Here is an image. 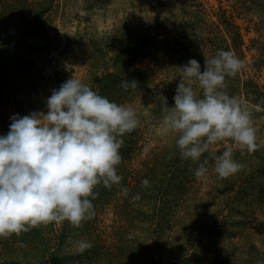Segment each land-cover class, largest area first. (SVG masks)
Instances as JSON below:
<instances>
[{
    "label": "trees",
    "instance_id": "1",
    "mask_svg": "<svg viewBox=\"0 0 264 264\" xmlns=\"http://www.w3.org/2000/svg\"><path fill=\"white\" fill-rule=\"evenodd\" d=\"M53 8L54 0H0V102L7 88L31 74L38 59L58 49L61 41L48 29ZM229 27L231 36L236 34L240 39L239 29L231 23ZM147 38L123 34L121 40L113 37L92 40L89 70L94 71L101 62L108 63L109 68L101 74L89 72L82 82L110 101L129 105L137 93L125 91L119 85L124 79L135 80L140 92L147 90L148 77L135 65L145 54ZM121 41L123 44L119 46ZM67 80L58 78V88ZM255 95L264 100V92L258 91ZM10 123L0 116V136L7 135ZM143 138L139 127L123 137L122 163L117 172L123 178L121 185L129 189L127 197L121 194L119 186L111 190L98 187V196L93 201L94 219L78 230L65 222L33 229L19 238L13 235L7 240L0 239V264H66L57 253L68 238L91 240L94 255L89 262L98 259L100 264H257L264 261V252L255 245L239 248L233 243L240 236V230L248 225L249 214L256 208L264 211V181L253 179L264 177V148L260 146L251 154L235 152L234 159L245 167L233 177L223 179L222 187L217 189L219 183L214 185L220 199L219 208L213 210L202 207L192 197L189 184L197 165L180 158L175 140L172 145L169 142L156 149L157 152H151L140 169L132 167V158L142 149ZM144 179L149 180V187H142ZM136 194L140 200L133 202ZM110 208L114 211L112 230L97 229L99 215ZM237 214L242 216L240 221L235 219ZM94 236L98 244L93 241ZM101 239H104L103 248ZM20 242L25 247H19ZM48 254L51 260L33 262L36 257Z\"/></svg>",
    "mask_w": 264,
    "mask_h": 264
},
{
    "label": "clouds",
    "instance_id": "2",
    "mask_svg": "<svg viewBox=\"0 0 264 264\" xmlns=\"http://www.w3.org/2000/svg\"><path fill=\"white\" fill-rule=\"evenodd\" d=\"M243 68L230 50H218L203 70L191 59L180 68L173 106L160 97L161 131L175 139L182 160L197 165V180L208 177L209 159H201L206 153L214 160L211 170L227 179L245 167L234 159L235 149L243 155L260 148L252 109L227 91L228 80ZM119 87L140 94L135 80L124 79ZM46 107V112L13 116L7 135L0 136V239L65 222L82 228L96 215L98 187L119 186L128 196L117 168L123 137L141 123L136 110L73 77L51 91ZM217 145L223 146L220 155L212 152ZM141 184L150 186L147 179ZM72 244L81 254L93 247L84 238Z\"/></svg>",
    "mask_w": 264,
    "mask_h": 264
},
{
    "label": "rangeland",
    "instance_id": "3",
    "mask_svg": "<svg viewBox=\"0 0 264 264\" xmlns=\"http://www.w3.org/2000/svg\"><path fill=\"white\" fill-rule=\"evenodd\" d=\"M49 20L50 33L57 35L61 43L58 49L38 59L28 77L3 92L0 102L2 119L11 121L13 116L46 112L51 91L59 89L58 78L73 77L83 81L89 72L101 74L109 68L108 63L101 62L94 71L89 70L92 40L107 37L108 40L112 37L121 40L123 34L130 35V38L139 35L148 37V41L144 56L138 58L135 65L146 74L149 82L147 90L136 94L129 104L137 112L144 136L142 149L132 158V167L140 169L151 152L169 142L172 145L175 140L161 131L160 97H166L168 106H173V96L182 74L180 68L196 59L203 70L205 61L215 56L218 50H230L244 63L243 70L228 80L227 91L252 109L258 143L264 148V100L255 95L258 91L264 92V0H54ZM230 23L239 29L240 39L236 34L231 36ZM113 71L111 68L110 72ZM212 152L222 154L223 146H215ZM235 152L240 153L238 149L234 150V155ZM204 158L209 159L208 177L201 180L195 176L191 178V196L202 207L216 210L220 196L214 185L219 183L217 189L222 187L223 179L211 170L214 166L212 157L206 153L201 159ZM253 179L260 183L264 181V177ZM113 216L112 208L102 212L97 229L111 231ZM249 216L248 225L240 230V236L237 235L233 243L239 248L253 244L264 252V211L256 208ZM235 219L240 221L242 216L237 214ZM73 240L76 239H65L57 257H62L66 264H100L98 259L89 262L94 255L91 249L78 253ZM93 241L98 244L97 237L94 236ZM101 245L102 248L105 246ZM45 259L51 260L49 254L47 257L38 256L33 262Z\"/></svg>",
    "mask_w": 264,
    "mask_h": 264
}]
</instances>
